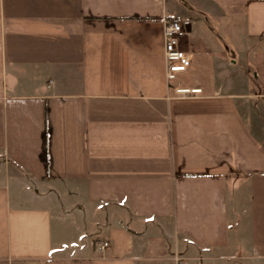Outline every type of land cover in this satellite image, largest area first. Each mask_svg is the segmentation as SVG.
I'll return each instance as SVG.
<instances>
[{
	"label": "crops",
	"instance_id": "0c3cea01",
	"mask_svg": "<svg viewBox=\"0 0 264 264\" xmlns=\"http://www.w3.org/2000/svg\"><path fill=\"white\" fill-rule=\"evenodd\" d=\"M176 259L264 264V0H0V264Z\"/></svg>",
	"mask_w": 264,
	"mask_h": 264
},
{
	"label": "built area",
	"instance_id": "2783aa9c",
	"mask_svg": "<svg viewBox=\"0 0 264 264\" xmlns=\"http://www.w3.org/2000/svg\"><path fill=\"white\" fill-rule=\"evenodd\" d=\"M187 34L186 27L177 20L170 18L166 19L163 24L164 38V58L166 64V79L174 80L176 76L184 72L190 65L191 60L189 55L180 48V40ZM178 94L196 95L201 93L200 89H176ZM108 242H103L100 245L101 249L108 247ZM177 264H186L183 261L177 260Z\"/></svg>",
	"mask_w": 264,
	"mask_h": 264
},
{
	"label": "water",
	"instance_id": "95a60500",
	"mask_svg": "<svg viewBox=\"0 0 264 264\" xmlns=\"http://www.w3.org/2000/svg\"><path fill=\"white\" fill-rule=\"evenodd\" d=\"M185 27H186V30L188 31V29H189L188 24H186Z\"/></svg>",
	"mask_w": 264,
	"mask_h": 264
},
{
	"label": "trees",
	"instance_id": "16d2710c",
	"mask_svg": "<svg viewBox=\"0 0 264 264\" xmlns=\"http://www.w3.org/2000/svg\"><path fill=\"white\" fill-rule=\"evenodd\" d=\"M172 20H176L175 18H171Z\"/></svg>",
	"mask_w": 264,
	"mask_h": 264
},
{
	"label": "rangeland",
	"instance_id": "374dc122",
	"mask_svg": "<svg viewBox=\"0 0 264 264\" xmlns=\"http://www.w3.org/2000/svg\"><path fill=\"white\" fill-rule=\"evenodd\" d=\"M230 264H232V262L230 261Z\"/></svg>",
	"mask_w": 264,
	"mask_h": 264
}]
</instances>
